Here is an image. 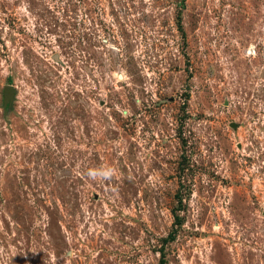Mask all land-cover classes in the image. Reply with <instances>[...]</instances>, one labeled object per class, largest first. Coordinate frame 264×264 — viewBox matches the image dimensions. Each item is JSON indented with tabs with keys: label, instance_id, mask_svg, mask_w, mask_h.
<instances>
[{
	"label": "rangeland",
	"instance_id": "1",
	"mask_svg": "<svg viewBox=\"0 0 264 264\" xmlns=\"http://www.w3.org/2000/svg\"><path fill=\"white\" fill-rule=\"evenodd\" d=\"M0 264H264V0H0Z\"/></svg>",
	"mask_w": 264,
	"mask_h": 264
},
{
	"label": "clouds",
	"instance_id": "2",
	"mask_svg": "<svg viewBox=\"0 0 264 264\" xmlns=\"http://www.w3.org/2000/svg\"><path fill=\"white\" fill-rule=\"evenodd\" d=\"M115 174V170L111 169V168H106L102 171H98V170H91L88 172V176L91 179H101V180H110L113 175Z\"/></svg>",
	"mask_w": 264,
	"mask_h": 264
},
{
	"label": "water",
	"instance_id": "3",
	"mask_svg": "<svg viewBox=\"0 0 264 264\" xmlns=\"http://www.w3.org/2000/svg\"><path fill=\"white\" fill-rule=\"evenodd\" d=\"M11 93H12L11 89L9 87H6L5 88V102L8 101V98L10 97Z\"/></svg>",
	"mask_w": 264,
	"mask_h": 264
}]
</instances>
